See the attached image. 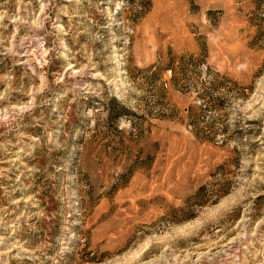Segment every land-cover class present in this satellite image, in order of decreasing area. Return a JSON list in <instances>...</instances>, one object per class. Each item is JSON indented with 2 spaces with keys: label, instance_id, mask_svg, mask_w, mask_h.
I'll use <instances>...</instances> for the list:
<instances>
[{
  "label": "rangeland",
  "instance_id": "1",
  "mask_svg": "<svg viewBox=\"0 0 264 264\" xmlns=\"http://www.w3.org/2000/svg\"><path fill=\"white\" fill-rule=\"evenodd\" d=\"M0 264H264V0H0Z\"/></svg>",
  "mask_w": 264,
  "mask_h": 264
}]
</instances>
